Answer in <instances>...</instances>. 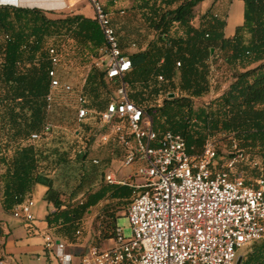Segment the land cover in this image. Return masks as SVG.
Wrapping results in <instances>:
<instances>
[{
    "label": "trees",
    "instance_id": "trees-1",
    "mask_svg": "<svg viewBox=\"0 0 264 264\" xmlns=\"http://www.w3.org/2000/svg\"><path fill=\"white\" fill-rule=\"evenodd\" d=\"M203 1L132 0L129 9L119 10L110 18L118 47L131 64L122 80L127 86V99L144 109L156 131L182 137L189 155L200 154L207 139L218 154L214 138L235 140L240 150L260 160L257 167L240 165L238 172L246 181L264 178V0H241L243 21L230 38L223 33L225 17L211 13L217 0L198 18V26L193 25L194 9ZM72 12L49 18L50 13L39 9L0 7V31L7 37L0 47L4 91L0 98L4 109L0 126L17 146L9 159L0 157L5 167L0 176L1 207L5 213L11 212L30 197L34 187L41 185L47 190L46 202L56 211L62 207L64 213L69 211L63 227L74 231L77 226L69 218L82 217L101 201H107L96 218L95 230L99 234L95 240L115 241L116 218L121 210L126 211L133 189L109 185L103 179L95 189L83 190L80 204L72 200L73 193L65 203L53 190L51 180L42 174L46 154L32 144H21L31 133H41L43 127L49 86L48 50L56 47L45 46L47 40H70L82 57L98 58L105 47L94 17ZM123 42L136 47V51L124 54ZM214 59H222L231 82L226 90L207 100ZM28 63L35 66L27 72L18 71L20 65ZM106 83L110 82L103 71L90 70L84 88L92 107L98 109L101 105L97 100L99 90ZM170 94L172 98H168ZM159 97L161 104L155 105ZM197 103L200 104L195 107ZM92 169L97 171L98 167L93 165ZM95 175H83L76 191L83 187V178L92 182ZM240 264H264V242L251 245Z\"/></svg>",
    "mask_w": 264,
    "mask_h": 264
},
{
    "label": "built area",
    "instance_id": "built-area-1",
    "mask_svg": "<svg viewBox=\"0 0 264 264\" xmlns=\"http://www.w3.org/2000/svg\"><path fill=\"white\" fill-rule=\"evenodd\" d=\"M75 2L89 3L105 42L101 49L105 80L117 83L104 111L98 113L107 127L100 143L107 144L115 137L125 154L123 166L136 164L133 177L139 181L136 184L112 174L104 176L109 185L133 189L125 211L131 235L125 239L121 229L116 228L113 246H89L80 264H235L238 250L264 242V178L246 181L237 170L240 165L255 167L257 163L238 148L235 140H230V152L224 155L217 153L209 139L200 154L189 155L182 137L156 131L144 109L127 99V86L122 80L131 69L130 60L118 47L101 0ZM61 54L57 47L48 50L46 113L51 111L55 90H71L56 74ZM209 85L212 96L211 80ZM77 105L78 124L95 114L81 94ZM50 131L51 125L46 122L41 133L31 134L30 138L36 141ZM33 206V200L26 197L13 208V218L32 223ZM45 241L62 264L69 263L63 244L51 245L49 238Z\"/></svg>",
    "mask_w": 264,
    "mask_h": 264
},
{
    "label": "rangeland",
    "instance_id": "rangeland-1",
    "mask_svg": "<svg viewBox=\"0 0 264 264\" xmlns=\"http://www.w3.org/2000/svg\"><path fill=\"white\" fill-rule=\"evenodd\" d=\"M212 3L213 0H204L194 9L196 19L194 20L193 25L195 27L198 26V18L207 12V10L212 6ZM131 5L132 0H129V5L125 3L123 9H112L107 11V13L111 18L117 11L127 10L131 7ZM222 5L223 7L221 9L213 7L211 13L213 15H217L218 17H226L228 2ZM1 6L2 5H0V7ZM79 6H85L83 14L93 17V11L90 9L88 2L75 4L73 7L66 6V8L61 11H48L46 13H50L47 14L49 18H59L64 14L72 12ZM233 25L234 17H231L228 21V28L231 29ZM4 42L5 38L0 31V47L4 44ZM50 45H54L62 51L61 64L56 71V74L62 84L69 86L71 90L64 91L61 88L55 90L51 111L49 113H46L45 110L43 111V125L46 122L50 123L51 131L36 141H32L30 138L31 134L35 133L33 132L26 140L22 141L21 144H32L37 149L41 150L43 154H46L47 160H43L41 163L43 168L42 174L51 180L53 190L59 194L61 200L65 203L69 201V194L73 193L72 200L76 199L82 194L83 190L86 191L87 189H95L100 184V181H103L104 173L102 177L100 169L93 171L92 166L96 164L91 162V158L99 155L102 156V154H106L108 151L109 154H112L117 161L114 166V170H111L113 173L112 175L118 178H125L129 182L136 184L139 183V181L133 177L136 172L137 165L133 164L130 167L123 166L122 160L124 159L125 154L119 143L109 147V145L101 144L99 141L100 135L107 131V127L101 123L98 113H102L104 111L106 104L113 96V92L117 89V83H106L105 88H100L99 98L97 100L101 102V105L98 109L96 108L98 106H91V100L87 93H85V79L90 73V70L97 68L99 72L103 71L105 64L104 52L100 50L101 56L98 58L89 56L82 57L78 54L73 43L64 38L47 40V45L45 46L48 47ZM122 46H125L123 48V53L126 55L136 51V47H128L127 43L123 42ZM33 66H35V63L22 64L18 67V71L27 72ZM228 79L230 80V74L227 71V67L222 59H214L211 76V90L213 95L228 82ZM3 93V85L0 81V98ZM80 94L85 97L86 106L95 112V114L88 118L83 124H78L76 122L78 107L77 97ZM208 99H211V96H209L207 100ZM160 102L161 97L158 98L155 105H160ZM199 104L200 103L195 104V107H198ZM3 111V104L0 103V125L3 122L1 119V113H3ZM218 138L219 136L214 138V140L216 141L217 148H219V154L224 155L229 153V139L219 141ZM16 147V143L8 137L4 127L0 126V157L3 156L5 159H9ZM250 158L253 162L257 163L256 167L259 166L260 160L258 158H252L251 156ZM4 169V165L0 164V176L3 174ZM94 172L96 173L95 179L92 182H86L83 178V187L76 191V186L79 181L82 180V176L90 175ZM39 186L42 188L41 185ZM31 199L35 202L36 206H38L40 203L39 192H35ZM116 227L121 229L125 239L130 237L131 231L125 217L124 210H121L118 218H116ZM249 250L250 247L242 248L237 251V256H241L243 259Z\"/></svg>",
    "mask_w": 264,
    "mask_h": 264
},
{
    "label": "crops",
    "instance_id": "crops-1",
    "mask_svg": "<svg viewBox=\"0 0 264 264\" xmlns=\"http://www.w3.org/2000/svg\"><path fill=\"white\" fill-rule=\"evenodd\" d=\"M226 2H228V7L225 17L226 25L223 33L225 38H230L233 36L235 28L242 24L243 3L241 0H218L214 4V7L221 9L223 7L222 4ZM125 3L129 5V0H117L116 2L102 0L106 12L112 9H123ZM10 4L15 5L14 8L39 9L48 12L61 11L64 10L66 6L73 7L75 4L80 3L75 2V0H10ZM84 7L85 6L77 7L73 10L72 14L92 17L83 14ZM231 17H234V25L229 29L228 21ZM230 82L231 78L230 80L228 79V82L223 85L219 91H217L218 93H216V95L226 90ZM115 144L118 143L115 137H112L109 143L104 145L112 147ZM93 161L97 162L95 166L104 173V176L107 174H113L111 170H114V166L117 163L113 155L109 154V151L106 154H102V156L99 155L97 157H92L91 162L93 163ZM41 187L42 188H40L39 185L34 187L30 195V198H32L33 194L37 191L40 194L39 205L36 206L33 201L34 206L32 208V215L34 220L30 224H26L20 219L13 218L12 211L5 213L1 207L0 194V264H62L56 257L54 248L51 249L46 247V238L50 239L51 245L58 243L64 245V254L70 256L68 264H80V260L87 252L89 246L94 245L95 243L97 244V247L103 249L113 246V239L98 240L99 242L95 240V237H98L99 234L98 231L95 230V226H98L96 218L99 216L102 206L107 203V201H101L88 210L82 217L77 219L73 217L75 220L69 218L70 221L74 222V225L77 226V228L74 231H71L70 229L65 230L66 227H63L64 217L66 213L67 216H70L68 214L69 211L64 213V207H62L60 211H56L51 203L44 200L47 190L45 187ZM81 198V195L76 198V200L79 201V204L82 201Z\"/></svg>",
    "mask_w": 264,
    "mask_h": 264
},
{
    "label": "water",
    "instance_id": "water-1",
    "mask_svg": "<svg viewBox=\"0 0 264 264\" xmlns=\"http://www.w3.org/2000/svg\"><path fill=\"white\" fill-rule=\"evenodd\" d=\"M11 7H15V5H10ZM173 97V94L169 95V98ZM242 261V257L241 256H237L235 264H240Z\"/></svg>",
    "mask_w": 264,
    "mask_h": 264
},
{
    "label": "bare ground",
    "instance_id": "bare-ground-1",
    "mask_svg": "<svg viewBox=\"0 0 264 264\" xmlns=\"http://www.w3.org/2000/svg\"><path fill=\"white\" fill-rule=\"evenodd\" d=\"M0 4H10V0H0Z\"/></svg>",
    "mask_w": 264,
    "mask_h": 264
}]
</instances>
